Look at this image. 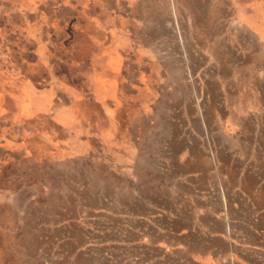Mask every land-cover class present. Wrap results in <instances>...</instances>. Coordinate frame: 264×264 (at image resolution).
Instances as JSON below:
<instances>
[{"label":"rangeland","instance_id":"374dc122","mask_svg":"<svg viewBox=\"0 0 264 264\" xmlns=\"http://www.w3.org/2000/svg\"><path fill=\"white\" fill-rule=\"evenodd\" d=\"M193 1L206 21L190 24L188 40L207 60L189 55L193 76L205 83L201 96L191 80L177 110L186 116L187 150L171 154L169 142L181 134L165 125L142 134L141 178L135 159L122 163L108 155L99 164L91 152L65 169L2 164L0 264H185L187 253L193 262L264 264V45L256 33L259 24L264 29V0H232L230 10L218 0ZM165 4L172 0H153L150 9ZM152 13L141 19L147 30ZM240 19L250 24L247 31ZM225 43L238 48L234 58L228 47L216 53ZM158 63L160 90L174 91L162 58ZM212 67L218 104L205 77ZM87 70L100 72L90 61ZM124 149L117 142L113 150L123 156Z\"/></svg>","mask_w":264,"mask_h":264},{"label":"bare ground","instance_id":"6f19581e","mask_svg":"<svg viewBox=\"0 0 264 264\" xmlns=\"http://www.w3.org/2000/svg\"><path fill=\"white\" fill-rule=\"evenodd\" d=\"M152 1L0 0V167L15 161L65 169L82 163L91 152L99 164L108 155L121 162L135 159L141 178L144 170L137 154L142 134L165 125L181 134L169 142L172 152L186 151V116L177 110L185 103L191 80L201 96L205 83L193 76L189 55L193 51L200 63L207 60L204 52L192 50L188 30L190 24L206 20L193 0H172L171 6L165 4L154 13ZM231 3L218 0L220 8L225 5L228 10ZM148 12L152 13L149 30L141 20ZM240 24L244 30L250 26L241 19ZM219 29L217 25L210 33ZM256 33L264 45L262 24ZM161 35L157 47L145 49L150 39ZM225 47L234 58L238 48L229 43L215 47L216 53ZM159 58L176 83L174 91L160 90ZM88 61L100 72L87 70ZM215 68L207 69L205 77L218 104L221 92L216 90ZM117 142L125 155L114 152ZM97 182L103 181L96 178Z\"/></svg>","mask_w":264,"mask_h":264},{"label":"crops","instance_id":"0c3cea01","mask_svg":"<svg viewBox=\"0 0 264 264\" xmlns=\"http://www.w3.org/2000/svg\"><path fill=\"white\" fill-rule=\"evenodd\" d=\"M187 150V149H186ZM171 152H172V150H171ZM174 153H176V149L171 153V154H174ZM181 153H183V152H181ZM212 152H210V156H211V158H212V156H213V154H211ZM198 157H200V155L198 156ZM201 158V157H200ZM201 161H202V159L201 160H199L198 158H197V160H196V162H198V163H201ZM223 205L224 206H226V200L225 199H223ZM227 227V226H226ZM184 252L186 253V249L184 250ZM187 255L189 256V260H191V261H189V262H185V264H209V263H216V262H193L192 261V258L190 257V254L189 253H187ZM187 259H188V257H187ZM177 264V262H169V264Z\"/></svg>","mask_w":264,"mask_h":264}]
</instances>
